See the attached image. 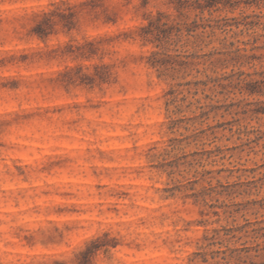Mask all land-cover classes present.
Wrapping results in <instances>:
<instances>
[{"label": "clouds", "instance_id": "9594fccd", "mask_svg": "<svg viewBox=\"0 0 264 264\" xmlns=\"http://www.w3.org/2000/svg\"><path fill=\"white\" fill-rule=\"evenodd\" d=\"M0 264H264V0H0Z\"/></svg>", "mask_w": 264, "mask_h": 264}, {"label": "trees", "instance_id": "16d2710c", "mask_svg": "<svg viewBox=\"0 0 264 264\" xmlns=\"http://www.w3.org/2000/svg\"><path fill=\"white\" fill-rule=\"evenodd\" d=\"M209 206H211V207H215L216 204H209ZM216 207H219V206H216ZM219 208H220V207H219ZM222 211H223V210H222ZM212 213H213L215 216H217V218L220 216V213H219L218 210H213ZM210 235H211V238H212L213 240H215V239H218V238H228V236L230 235V233L221 230V231H219V232H217V233H215V234H210Z\"/></svg>", "mask_w": 264, "mask_h": 264}, {"label": "rangeland", "instance_id": "374dc122", "mask_svg": "<svg viewBox=\"0 0 264 264\" xmlns=\"http://www.w3.org/2000/svg\"><path fill=\"white\" fill-rule=\"evenodd\" d=\"M209 204H216V206H218V204L215 202V201H209V203H208V208H207V210H206V215H207V217H208V219H209V221L211 222V221H214V220H216V218H217V216H215L212 212H213V210H218L219 211V213H220V216L222 215V209L221 208H219V207H211V206H209ZM219 216V217H220Z\"/></svg>", "mask_w": 264, "mask_h": 264}]
</instances>
